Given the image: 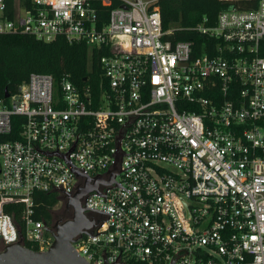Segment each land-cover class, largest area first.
I'll use <instances>...</instances> for the list:
<instances>
[{"label":"built area","instance_id":"built-area-1","mask_svg":"<svg viewBox=\"0 0 264 264\" xmlns=\"http://www.w3.org/2000/svg\"><path fill=\"white\" fill-rule=\"evenodd\" d=\"M220 1L237 4L196 26L214 40L196 53L161 0H0V33L86 43L100 71L0 97V254L49 249L35 194L90 178L96 225L73 245L91 264H264V0Z\"/></svg>","mask_w":264,"mask_h":264},{"label":"trees","instance_id":"trees-1","mask_svg":"<svg viewBox=\"0 0 264 264\" xmlns=\"http://www.w3.org/2000/svg\"><path fill=\"white\" fill-rule=\"evenodd\" d=\"M160 4L164 28L172 30L169 38L174 42L193 41L196 53H201L204 43L214 40L198 32L196 26L204 19L208 26L216 25L219 13L237 3L161 0ZM246 4L243 2L241 7H246ZM261 55L264 56V40L261 42ZM98 57V53L91 52L86 43H70L65 37L46 42L24 33H0V97L5 96L6 88L11 95L17 93L20 85L34 72L50 74L57 82L68 79L78 87L87 83L97 87L100 83ZM85 78L88 80L84 81ZM62 199L55 191L37 192L36 218L52 224V210ZM12 208L18 220L22 206L10 204L6 210Z\"/></svg>","mask_w":264,"mask_h":264},{"label":"water","instance_id":"water-1","mask_svg":"<svg viewBox=\"0 0 264 264\" xmlns=\"http://www.w3.org/2000/svg\"><path fill=\"white\" fill-rule=\"evenodd\" d=\"M87 78L84 79L86 81ZM10 95L8 88L5 90V97ZM116 172H114L115 175ZM114 178L111 180V182ZM98 181H101L100 179ZM96 184H90V178L87 180L86 186L80 188L73 196H69L68 203L74 209L73 219L63 222L56 226V231L46 226L49 231L54 232L55 240L46 251H37L22 244V242L9 244L0 254V264H91L83 256L75 250L73 243L85 234H89L90 230L96 225V221L89 220L85 211L86 206H82L81 198L87 193L97 190ZM100 213L105 214L101 211ZM184 250V249H183ZM181 251V250H180ZM179 252V251H178ZM175 259L170 264H174Z\"/></svg>","mask_w":264,"mask_h":264},{"label":"flooded vegetation","instance_id":"flooded-vegetation-1","mask_svg":"<svg viewBox=\"0 0 264 264\" xmlns=\"http://www.w3.org/2000/svg\"><path fill=\"white\" fill-rule=\"evenodd\" d=\"M66 200V203H67V209H66V212L64 215L62 216H57L54 214V209L52 210V225H53V230L56 231V226L59 225V224H62L63 222H66L68 220H71L73 219V216H74V209L73 207L68 203L69 201V197H66L65 198ZM85 196H83L81 198V203H82V206H85ZM85 215L86 217L93 221L95 219H97V215H95L94 213L90 212V210H86L85 211Z\"/></svg>","mask_w":264,"mask_h":264},{"label":"rangeland","instance_id":"rangeland-1","mask_svg":"<svg viewBox=\"0 0 264 264\" xmlns=\"http://www.w3.org/2000/svg\"><path fill=\"white\" fill-rule=\"evenodd\" d=\"M62 197V196H61ZM63 198V197H62ZM67 209V203L65 198L62 199L61 202H59L55 207H54V214L57 216H62L65 214Z\"/></svg>","mask_w":264,"mask_h":264}]
</instances>
